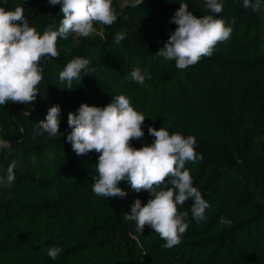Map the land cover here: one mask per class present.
I'll return each mask as SVG.
<instances>
[{
    "label": "trees",
    "instance_id": "16d2710c",
    "mask_svg": "<svg viewBox=\"0 0 264 264\" xmlns=\"http://www.w3.org/2000/svg\"><path fill=\"white\" fill-rule=\"evenodd\" d=\"M22 1L0 0V7L11 11L23 6L29 26L41 35L49 25L59 27V5ZM130 2L119 6L113 0L118 18L103 25V38H84L76 46L74 34L58 39L59 58L43 65L44 79L31 105L9 101L0 106V140L8 142L0 149V178L6 177L11 161L16 164L15 181L0 183V264H134L138 242L146 241L130 221L111 213L118 197L98 196L96 208L73 220H67L64 208L50 205L57 200L53 186L75 192L95 177L89 153L77 156L66 141L68 114H77L81 104L103 108L119 95L128 97L134 110L142 108L146 117L144 137L133 140L132 147L153 143L148 127H161L170 135L194 136L196 152L203 157L185 167L210 204L205 219L197 222L189 213L181 243L170 249L146 226L149 246L176 264H264V0L256 13L243 8L242 0H220L223 11L217 18L232 28L230 39L184 70L155 56L176 28L170 20L181 0H144L138 7L127 6ZM183 2L197 18L210 14L205 0ZM120 32L126 39L117 44ZM77 57L90 62V71L67 90L59 74ZM136 67L151 75L143 85L130 78ZM171 85L183 97L175 114L167 103ZM54 105L60 108V133L36 135L35 125ZM25 184L49 189L51 199L32 201L23 192ZM119 187L125 191L131 186L124 181ZM137 197L142 206L150 199L146 191ZM221 217L231 220V226L221 225ZM54 246L63 252L51 260L47 253Z\"/></svg>",
    "mask_w": 264,
    "mask_h": 264
},
{
    "label": "clouds",
    "instance_id": "9594fccd",
    "mask_svg": "<svg viewBox=\"0 0 264 264\" xmlns=\"http://www.w3.org/2000/svg\"><path fill=\"white\" fill-rule=\"evenodd\" d=\"M144 0H131L129 7H138ZM50 6L60 7L62 19L59 27L53 30L49 25L43 35L29 26L25 9L16 7L6 11L0 7V106L11 103L32 104L38 93V85L44 79L43 65L49 58L58 59V39H68L70 35L88 37L96 28L94 24L111 26L117 21V12L113 0H48ZM262 0H242V7L256 13ZM205 9L210 13L197 18L189 11L188 3L179 2L170 23L176 25L169 34L164 47L155 56L175 61L178 70L196 65L203 57H210L219 42L230 39L232 28L217 18L223 11L220 0H205ZM126 39L123 32L117 33V44ZM89 61L80 57L67 63L60 72L59 79L66 83L67 90L73 89V82L80 83L90 71ZM151 75L136 67L130 78L143 85ZM59 105L50 107L44 121L35 125L36 135L47 134L55 137L59 132ZM145 116L134 110L131 101L125 95H119L114 102L100 108L81 104L77 114L67 117L70 133L66 141L71 144L77 156L95 151L99 153L96 164L97 176L92 191L105 199L124 198L126 192L119 185L127 181L131 189L139 193L146 191L150 199L142 206L136 199L126 219L134 221L136 232L142 233L145 227L151 228L165 241L163 247L170 249L181 243L189 224L187 212H180L179 206L191 200V215L197 221L205 219L210 207L201 192L193 186L187 163L202 161L196 152L197 140L194 136L180 133L169 134L148 127V134L154 137L153 143L139 149L131 146L133 140H142V126ZM8 142L0 140V149ZM15 161L7 168L6 177L0 183L11 184L15 181ZM231 220L220 218V224L231 226ZM63 252L62 247H51L48 256L56 260Z\"/></svg>",
    "mask_w": 264,
    "mask_h": 264
},
{
    "label": "rangeland",
    "instance_id": "374dc122",
    "mask_svg": "<svg viewBox=\"0 0 264 264\" xmlns=\"http://www.w3.org/2000/svg\"><path fill=\"white\" fill-rule=\"evenodd\" d=\"M20 1L23 2L22 0ZM128 1L131 0H115V2L119 6H123ZM94 27L96 28V31L88 37H76L75 35H73L72 37L73 46H76L77 43L84 38H90V37L103 38L104 37L103 25L94 24ZM167 92L169 93V101L167 102L169 105V110L170 112L175 114L176 112H179L183 106L182 105L183 97L181 94L176 93V87L174 85L168 86ZM153 99H156V97L154 96ZM157 103L160 102L157 101ZM136 111L141 114L142 108H138L136 109ZM144 125L146 124L144 123ZM159 125L161 124L158 123L157 125H154V127L156 126L158 127ZM98 156L99 153H96L95 151L89 152V159L93 164L95 177L98 175L96 172V164L98 163ZM93 184H94V179L92 180V182L88 183L85 188L83 189L78 188L75 192L69 191L65 188H61L58 186H53L54 189L52 191L53 192L52 194H54L55 197H57V200L56 201L50 200L51 208L52 209L64 208L66 210L67 220H73L84 216L87 212L96 208L98 205V201H99L98 196L95 195L92 191ZM22 187L25 195L32 201H38L42 196L49 197L50 199L52 197L51 196L52 194L49 193L50 191L49 189L48 190L40 189L37 186L31 184H25ZM125 192H126V196L124 198L118 197L114 204V207L111 210V213L113 215L122 217L124 219H126L127 214H130V209L134 201L138 199L137 192L132 190L131 187L125 190ZM191 206L192 205L185 207L180 212H187L188 214L191 213L190 211ZM130 222L132 223L133 226L136 227L134 221H130ZM140 235L143 241H146V243L145 245H142V242L140 241L138 242L139 251L134 261V264H163V263L176 264L175 261H170L165 259L163 256L158 254L157 251H155L149 246V244L147 243L148 236L146 234L145 229L142 233H140Z\"/></svg>",
    "mask_w": 264,
    "mask_h": 264
}]
</instances>
